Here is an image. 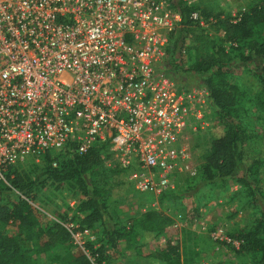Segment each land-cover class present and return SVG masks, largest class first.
Wrapping results in <instances>:
<instances>
[{"label":"built area","instance_id":"built-area-1","mask_svg":"<svg viewBox=\"0 0 264 264\" xmlns=\"http://www.w3.org/2000/svg\"><path fill=\"white\" fill-rule=\"evenodd\" d=\"M180 23L170 0H0V180L96 143L139 192L157 197L195 176L190 143L213 120L207 90L165 69ZM62 225L84 251L90 231Z\"/></svg>","mask_w":264,"mask_h":264},{"label":"trees","instance_id":"trees-1","mask_svg":"<svg viewBox=\"0 0 264 264\" xmlns=\"http://www.w3.org/2000/svg\"><path fill=\"white\" fill-rule=\"evenodd\" d=\"M170 2L181 14L178 36L175 40L171 37L168 47L170 58L175 51L181 52L185 28H203L189 19L192 12H198L216 31L222 30L223 41L231 48L228 54L221 48L214 52L212 43L202 42L188 49L185 67L171 59L167 64L173 80L191 83L190 79L195 78L196 84L207 90L214 126L207 135L199 157L202 166L196 175H178L174 190L161 193L155 201L159 206L172 201L182 184L202 176L211 179L217 173L225 179L242 169L243 177L237 181L260 202V208L249 227L235 226L226 232L227 238L238 242L237 248L222 243L232 249L240 264H246L248 258L264 264V0L249 6L235 21L228 15L207 14L184 0ZM232 60L237 68L247 69L257 88L246 86L237 68H231ZM111 157L106 143H96L83 154H66L60 159L46 155L41 167L31 163L8 168L5 180H0V264H35L33 256L41 254L46 255L48 264H92L90 258L94 264H109L112 256L164 235L170 219L160 210L148 209L125 219L126 212L107 207L110 179L118 174L126 177L130 171L116 163L106 166ZM53 161L56 166H52ZM33 170L37 174L31 177ZM47 183L57 187L67 184L80 195L70 219L78 225L76 230L92 231L99 226V236L94 242L88 240L84 251L70 249L71 233L62 224L40 223L30 201ZM10 224L14 226L12 234L6 231ZM164 260L165 264H184L178 239H167Z\"/></svg>","mask_w":264,"mask_h":264},{"label":"rangeland","instance_id":"rangeland-1","mask_svg":"<svg viewBox=\"0 0 264 264\" xmlns=\"http://www.w3.org/2000/svg\"><path fill=\"white\" fill-rule=\"evenodd\" d=\"M184 1L197 5L199 10L207 14L228 15L231 20H234L241 12L260 0ZM201 27L203 28L187 27L184 29L181 35L183 36L181 52L180 50L175 51L172 58L167 52L164 62L166 70L170 59L185 67L189 56L188 49L202 42L212 43L214 52L221 48L226 54L229 53L231 45L223 41L222 30L216 31L210 23ZM177 36L178 33L175 31L172 39L175 40ZM230 64L233 69L238 66L234 60ZM235 71L241 73L246 86L257 88L255 80L246 72V68L239 67ZM190 82L196 85L197 81L193 78ZM213 126L212 124L211 129H207L199 138L192 139L190 143L197 170L199 166H202L199 157L203 153L207 135ZM42 164V162L37 163L40 167ZM30 172H32L31 177L37 174L35 170ZM242 177V169H237L230 178L225 179L220 178L217 173H213L211 179H204L202 176L189 184H182L172 201L159 206L158 202L154 205L156 196L136 190L131 170L126 177L121 174L113 176L108 183L107 207L110 210L126 212L125 219L129 215H135L148 209L160 210L168 215L170 225L166 228L164 235L112 256L109 264H165L164 250L168 238L179 240L181 260H187L184 264H240L232 249L224 245L220 238L226 236V232L235 226L249 227L260 208L258 206L260 202L237 181ZM80 200L78 192L67 184L57 187L55 184L47 183L35 193V199L30 203L35 208L40 223L47 226L53 222L59 224L70 222ZM6 231L12 234L13 224H10ZM99 233L100 228L96 226L90 231L89 235L92 237L90 241L94 242ZM69 246H71L70 249L79 248L73 241ZM234 247L237 248L236 245ZM191 251L193 254L190 256ZM33 258L37 260L35 264H48L45 254L34 255ZM255 263L256 261L248 258L246 264Z\"/></svg>","mask_w":264,"mask_h":264}]
</instances>
